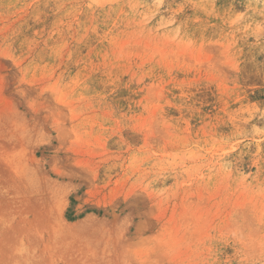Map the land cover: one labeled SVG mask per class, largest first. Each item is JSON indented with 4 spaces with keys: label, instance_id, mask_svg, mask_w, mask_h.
I'll return each mask as SVG.
<instances>
[{
    "label": "rangeland",
    "instance_id": "374dc122",
    "mask_svg": "<svg viewBox=\"0 0 264 264\" xmlns=\"http://www.w3.org/2000/svg\"><path fill=\"white\" fill-rule=\"evenodd\" d=\"M0 264H264V0H0Z\"/></svg>",
    "mask_w": 264,
    "mask_h": 264
}]
</instances>
